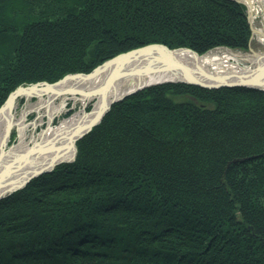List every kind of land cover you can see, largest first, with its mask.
Wrapping results in <instances>:
<instances>
[{
    "label": "trees",
    "instance_id": "16d2710c",
    "mask_svg": "<svg viewBox=\"0 0 264 264\" xmlns=\"http://www.w3.org/2000/svg\"><path fill=\"white\" fill-rule=\"evenodd\" d=\"M251 37L236 0H0V107L121 53ZM0 264H264V91L169 82L113 104L74 161L0 200Z\"/></svg>",
    "mask_w": 264,
    "mask_h": 264
},
{
    "label": "bare ground",
    "instance_id": "6f19581e",
    "mask_svg": "<svg viewBox=\"0 0 264 264\" xmlns=\"http://www.w3.org/2000/svg\"><path fill=\"white\" fill-rule=\"evenodd\" d=\"M244 5L246 6L247 13H249V15L255 11L256 7H259L260 9L263 6V4L262 6L256 5L254 1H249V6L246 4ZM261 35L264 41V34L262 33ZM259 51L253 50L254 53L256 52L258 54L263 52ZM158 53L160 52L154 50L147 51L148 55L145 57L134 60L133 63L127 62L126 66L131 68L149 64L148 70L140 77H128L119 81L110 90L109 99L120 98L127 92L138 87L149 86L167 80H170V82L177 80L175 76L168 74L166 71L160 70L163 69V67L158 66V64H154L152 61L147 62L149 57L160 55ZM177 57L194 68L196 63H199L205 69L211 70L214 73L234 76L243 72L240 59H246L248 56L243 55L240 52H229L216 47L204 57H196L190 52H180L177 54ZM252 66L253 64L250 63V66L248 65L247 69H250ZM106 75V71H103L99 76L91 81L77 78L68 79L64 83L56 86H41L35 90L28 88L23 90L19 95L13 96L10 99L9 103L5 107V110L0 112V186H2V184H8L7 182L13 178L19 179L17 177H22L24 179L33 171L49 167L52 159L56 155H58L56 162L65 163L74 158L76 152V138H74L73 141L68 142L59 153H57V149L61 142L68 139L75 130L89 124V122L97 116L101 107V99L100 97L89 99L79 93L67 95L65 91L73 88L78 92L88 91L97 93L99 92L100 85ZM262 84H264V80L262 81ZM57 91L61 93L58 94V96L55 93ZM60 96H65V99L80 101L84 108L77 111L72 116L64 117L63 121H61L59 125L54 127L49 126L38 138L27 141L25 134L29 124L25 122V119L29 110L23 111L18 118L16 109L19 99H28V101L39 99L38 104L35 106L30 105L29 107L33 108L32 110L35 111H39L43 108L46 109V112L49 115V120H52V118H54V116L56 117L57 114L60 115L62 113V109H64L65 99L61 102V104H56V100ZM68 96L70 97L66 98ZM90 102L94 103L91 108L88 106V103ZM2 105H4V103ZM9 124L12 125V129L14 127L18 128V142L14 145H10L12 130L10 131L8 141L5 142L4 140ZM19 186L20 184H16L15 186L4 190H12L13 188H17Z\"/></svg>",
    "mask_w": 264,
    "mask_h": 264
},
{
    "label": "water",
    "instance_id": "95a60500",
    "mask_svg": "<svg viewBox=\"0 0 264 264\" xmlns=\"http://www.w3.org/2000/svg\"><path fill=\"white\" fill-rule=\"evenodd\" d=\"M240 3L246 4L249 6V1H257V0H236ZM251 14V12H250ZM251 15L248 13V19L249 22L251 21ZM254 33V28H253ZM153 48H160L153 49ZM157 51L160 52L158 56L155 57H149L147 62L152 61L154 64H158V66L163 67V71H166L168 74L173 75L177 78V80L173 81L174 83H188L193 84L196 86H200L207 89H219V88H231V87H244L249 89H257V90H263L264 91V84H262V81L264 80V51L260 54L254 53V60L251 62L253 66L250 69H247L248 67H241L242 71L239 74H236L234 76L227 75V74H219L214 73L211 70L205 69L203 66H201L199 63H196L195 68L191 65L185 63L181 59L177 57V54L180 52H190L194 54L196 57H202L200 56L196 51L190 49V48H176V49H168L163 47H148L143 48L139 50L129 51L126 53L119 54L115 56L112 59H109L102 63L101 65L97 66L94 70H92L90 73H73L68 74L62 79L58 80L54 83H48V82H38L35 84H31L28 86H21L17 88L15 91H13L8 99L5 101L4 105L0 107V112L5 110V107L9 103L10 99L13 96L19 95L23 90L25 89H38L41 86H56L59 84L64 83L68 79H77L81 78L86 81H91L97 76H99L103 71H106L107 75L105 76L102 84L100 85L99 92H88V91H81L78 92L77 90H74L73 88L71 90L65 91L67 95H72L74 93L83 94L86 98H97L100 97L101 99V107L97 114V116L89 122V124L79 127L77 130H75L68 139H65L61 144L59 145L57 149V153H59L65 145L73 141L74 138L76 141V152L74 158L68 162H72L75 160V157L77 155V142L86 136L88 133H90L96 126H98L103 118L106 116V114L110 111L113 104L125 99L126 97L135 94L136 92L146 88L150 87L152 85L156 84H163V83H169L170 80L163 81L160 83L152 84L149 86H142L138 87L132 91L127 92L122 97L117 99H109L110 90L121 80H124L128 77H140L146 73L148 70L149 64L139 66V67H128L126 66L127 62L133 63L134 60L141 59L145 57L147 54V51ZM161 57V58H158ZM58 96V94H61L60 92H55ZM94 103H92L93 106ZM12 130V125L9 124L6 135H5V142L8 141L10 131ZM6 144V143H5ZM4 145V144H3ZM2 145V146H3ZM1 147V146H0ZM58 158V155H56L51 162V165L49 167H46L44 169H38L36 171H33L31 174H28L24 179L22 177H17L19 179L13 178L8 184H2L0 186V199L5 198L12 193H14L17 190H20L24 188L32 179L38 177L39 175H42L44 173L51 172L54 170L57 166L60 164H63L64 162H56ZM65 162V163H68ZM16 184H20L19 187L13 188L12 190H4L10 187L15 186Z\"/></svg>",
    "mask_w": 264,
    "mask_h": 264
},
{
    "label": "rangeland",
    "instance_id": "374dc122",
    "mask_svg": "<svg viewBox=\"0 0 264 264\" xmlns=\"http://www.w3.org/2000/svg\"><path fill=\"white\" fill-rule=\"evenodd\" d=\"M254 2L256 5L262 6V4H263V6L260 9H259V7L258 8L256 7L255 11L252 13V18H251L250 24H251V28H252V39L253 40H252V44H251L250 48L248 50H241V49H232L229 47H218L219 49H223V50H226L229 52L230 51L235 52V53L240 52L243 55H247L248 57L246 59H240L241 67H248V65L250 66V63L254 60L252 50H255V51L260 50L261 52L264 51V41L261 37L262 36L261 34L262 33L264 34V1L257 0ZM261 2H263V3H261ZM253 28H254V33H253ZM209 52H211V50L204 53V54H199L198 52L197 53L200 56L204 57ZM43 82H46V81H43ZM33 84H35V83H33ZM156 85H158V84H156ZM65 96H60L59 98H57L56 104H61V102L64 101ZM69 97L70 96H68L66 98H69ZM38 103H39V99H33L32 101H28V99H23V98H20L19 101L17 102L18 106L16 109V113H17L18 118L20 117V115L23 111L29 110L28 114L26 115V119H25V122L27 124H29V126L26 130V134H25L27 141H31V140L38 138L43 133V131L46 130L49 126L54 127V126L59 125L60 122L63 121L64 117L72 116L77 111L84 108L80 101H73L71 99H65L64 109H62V113L60 115L57 114L56 117L54 116V118H52V120H49V115L47 114L46 109L43 108V109H40L39 111H35V110H32L33 108L29 107L30 105L35 106ZM88 106H90V108H91L92 103L91 102L88 103ZM86 110H87V108H86ZM17 142H18V128L14 127L12 129L11 144L10 145H14Z\"/></svg>",
    "mask_w": 264,
    "mask_h": 264
}]
</instances>
